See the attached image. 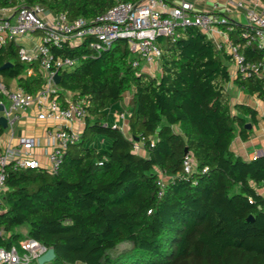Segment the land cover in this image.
<instances>
[{"label":"trees","instance_id":"1","mask_svg":"<svg viewBox=\"0 0 264 264\" xmlns=\"http://www.w3.org/2000/svg\"><path fill=\"white\" fill-rule=\"evenodd\" d=\"M140 1L0 0V9L41 4L68 19H91L116 2ZM229 25L245 58L264 62V46L242 37L247 26ZM157 46L154 75L132 65L126 39L100 53L85 42L51 47L77 61L59 70L56 86L63 103L67 93L85 101L84 125L56 173L7 166L0 247L35 239L54 249L46 264H264V155L245 160L230 149L237 133L248 137L245 125L258 113L232 104L227 87L231 81L264 101V69L234 72L224 45L193 25L158 38ZM18 47H0V81L15 79L35 92L43 78L23 75ZM126 93L132 97L123 104L122 130L107 114ZM4 131L0 125V136ZM185 154L194 160L188 173Z\"/></svg>","mask_w":264,"mask_h":264},{"label":"built area","instance_id":"2","mask_svg":"<svg viewBox=\"0 0 264 264\" xmlns=\"http://www.w3.org/2000/svg\"><path fill=\"white\" fill-rule=\"evenodd\" d=\"M211 2L208 11L194 9L195 2ZM234 11L245 14L247 29L242 31L246 43L264 46V10L257 11L246 5L245 0H228L226 5ZM10 9L5 13L0 9V47L9 41L19 44L18 59L27 64L24 76L39 72L43 78L42 86L35 92H26L22 88L10 87L0 81V116L6 118L5 130L13 136L20 114L33 108L36 119L44 122V137L47 141L45 163H42L33 151L39 146L37 137L20 134L16 143L0 147V211L3 192L6 188V168H44L56 173L62 163L67 148L80 139L85 118V101H74L67 93L63 103L57 95L53 75L60 69L73 68L77 61L71 56L54 55L52 46L63 44L75 46L85 42L96 53L110 49L117 41L126 39L132 56V65L150 75L159 72L160 49L157 39L176 36L178 30L188 25L198 27L233 58V71L243 76L264 69V62L249 61L239 45L232 43L228 36L230 21L226 6L216 0H141L138 3L116 2L101 15L86 19L77 17L68 19L65 13H51L43 5ZM29 33H38V41L33 45L23 42ZM221 38V39H220ZM35 66L37 70L35 69ZM261 74V73H260ZM7 100V103L5 102ZM121 113L120 117H123ZM112 126H116L113 124ZM139 151V144H134ZM194 160L185 154L183 169L190 172ZM48 247L35 239L25 237L19 246L0 247V264H34L38 256Z\"/></svg>","mask_w":264,"mask_h":264},{"label":"crops","instance_id":"3","mask_svg":"<svg viewBox=\"0 0 264 264\" xmlns=\"http://www.w3.org/2000/svg\"><path fill=\"white\" fill-rule=\"evenodd\" d=\"M221 5L226 6L227 14L230 19L238 23L245 24L246 17L241 11H234L232 6L228 3V0H216ZM247 6L255 8L257 11L264 10V1L261 0H245ZM211 8V2H195L194 9L197 11H208ZM5 13H9L10 9H3ZM221 39V38H220ZM24 43L27 45H33L38 41V38L26 37ZM233 66V65H232ZM7 85L10 87L17 86L15 79L8 80ZM228 89L231 93V101L234 103H245L257 110V122L250 124L248 128V137L242 139L239 134L234 137L230 144V149L237 155H240L245 160H250L256 157L257 154L264 155V101L255 95H249L241 88L233 86L232 82H228ZM131 95L126 93L121 101L115 102L108 107L107 119L110 125L117 124L122 130H126L128 112L125 108H121V105L131 99ZM118 103L117 105H115ZM120 113L118 114V112ZM121 113H124L123 117H120ZM44 122L36 119V111L33 108L26 110L20 114V118L15 125V131L13 136L8 130L0 136V147L7 144H15L16 137L20 134H31L38 138L39 146L34 149L33 154L42 163H45L46 144L47 141L44 137ZM260 155V156H261Z\"/></svg>","mask_w":264,"mask_h":264},{"label":"water","instance_id":"4","mask_svg":"<svg viewBox=\"0 0 264 264\" xmlns=\"http://www.w3.org/2000/svg\"><path fill=\"white\" fill-rule=\"evenodd\" d=\"M11 63L10 62H6L4 63L3 67L4 66H9ZM59 78H60V75L58 72H56L54 75H53V80L56 84H58L59 82ZM3 109V105L0 104V110ZM0 125L5 128L6 127V118L4 116H0ZM246 127H250V124H246L245 125ZM261 154H257L256 157L260 156ZM250 218V217H249ZM55 256V253H54V249L49 247L43 254H41L40 256H38V258L36 259V263L37 264H46V263H49Z\"/></svg>","mask_w":264,"mask_h":264},{"label":"rangeland","instance_id":"5","mask_svg":"<svg viewBox=\"0 0 264 264\" xmlns=\"http://www.w3.org/2000/svg\"><path fill=\"white\" fill-rule=\"evenodd\" d=\"M38 33H29L28 34V36L30 37V38H33L34 40H36L37 38H38ZM24 42V41H23ZM230 69L231 70H233V66L231 65L230 66ZM157 74V73H156ZM5 102L7 103V100L5 99ZM118 103H116L115 105H117ZM121 108H124V106L123 105H121ZM120 113V111L118 112V114ZM22 232H23V230H22ZM34 264H36V263H34Z\"/></svg>","mask_w":264,"mask_h":264}]
</instances>
